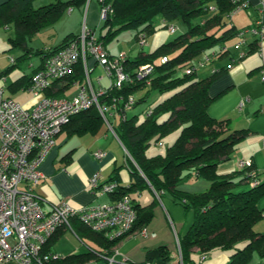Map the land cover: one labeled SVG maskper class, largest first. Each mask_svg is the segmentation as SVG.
Masks as SVG:
<instances>
[{"label": "trees", "instance_id": "16d2710c", "mask_svg": "<svg viewBox=\"0 0 264 264\" xmlns=\"http://www.w3.org/2000/svg\"><path fill=\"white\" fill-rule=\"evenodd\" d=\"M99 1L101 8L106 4L112 8L106 19L100 18L105 32L100 34V38L96 37L105 46L113 34L122 29L135 28L138 33L145 31L147 34L156 31L155 22L158 17L163 20V27H168L172 21L184 23L187 27L183 33L161 44L156 50L150 53L141 50L136 57H128L125 70L131 73L134 81L121 89L108 90L100 96V101L108 104L115 98L136 94L137 105L146 101L152 92L164 96L148 109L143 119H137L139 114L129 117L126 111L118 125L114 126L118 138L135 162L130 160L129 163L133 177L137 178V182H148L161 196L166 191L170 192L176 201L188 210H193L192 225L184 235H179L184 264L194 263V248H199L203 254L216 248L234 250L226 264H247L254 252L264 250V235L259 236L260 233L255 231V225L264 216L258 206L264 196V181L259 179L254 165L239 170L242 176L238 181L235 180L237 173L218 172L220 164L232 158L235 145L246 132H227L226 120L210 116L208 107L215 97L210 96L209 87L218 72L214 71L199 79L193 62L215 44L224 43L246 31H238L233 27L225 29L227 19H231L234 9L233 0ZM86 3L87 0H57L35 7L33 0H7L0 6V27L14 25L16 35L11 40L13 44L24 46L26 40H31L38 31L58 21L70 6ZM256 20L251 27L256 24ZM221 30L224 31L219 36ZM79 37L80 34H71L58 47L44 50L43 53L47 55L59 50ZM256 42L254 40L250 45ZM225 53L221 46L219 50L207 54L200 64L203 66L209 63L207 57H222ZM163 56L168 58L167 61H162ZM142 65H151L153 68L145 78L137 80L136 73ZM180 70L182 73H179ZM83 76L82 63L79 62L74 72L64 80L56 81L47 94L62 96L64 90ZM167 93L170 94L166 96ZM122 107L120 104V109L124 110ZM150 110L152 113L148 114ZM102 123V116L93 106L74 115L63 129L93 132ZM175 131L179 134L164 154L149 153L153 138L158 142ZM192 176L209 179L211 186L201 193L179 190L180 182ZM118 186L121 187L119 183ZM116 192L120 196L129 194L128 189L122 187ZM134 207L138 214L134 228L147 225L154 216L152 207L143 213L139 205L134 204ZM93 233L105 236L104 233ZM53 238L47 242L45 251H50L49 243ZM106 238L109 240L106 247H110L124 237L112 240ZM240 243L245 245L241 248ZM96 251L99 250L62 256L60 264H82L91 258H98ZM172 259L169 248L161 245L148 250L145 261L135 263L168 264L173 263Z\"/></svg>", "mask_w": 264, "mask_h": 264}, {"label": "crops", "instance_id": "0c3cea01", "mask_svg": "<svg viewBox=\"0 0 264 264\" xmlns=\"http://www.w3.org/2000/svg\"><path fill=\"white\" fill-rule=\"evenodd\" d=\"M6 1L0 0V6ZM35 1L33 0V6L39 7L57 0L39 5H35ZM249 1L250 5L244 9L246 11L240 10L232 13L231 19L229 18L230 27L238 31L245 29L247 32L244 35L238 34L233 37L238 40L231 38L222 43L224 44L222 48L226 53L222 57L215 56L210 60V62H215L211 64L212 67L202 78L211 75L214 71L218 72L209 87L210 96L215 97L208 107L210 116L218 120H226L227 132L235 130L246 132V135L235 145L232 158L221 163L218 172L221 174L237 173L235 180L238 181L242 176L238 173L239 170H242L240 161L250 159L253 161L259 179L264 181V8L260 5L259 0ZM86 4L88 5V2ZM85 5L70 6L68 9L70 13H74L77 8L81 14H84ZM90 6V4L87 6L85 14L86 27L97 38H100V34L105 30H102L97 6L93 8ZM256 18H260L263 22L261 28L263 33L258 35L249 31ZM74 19L79 22L80 26V13ZM83 20L84 18H82ZM44 28L38 31L31 40H26L24 46H18L11 40L16 35L15 26L9 24L0 27V30L4 29L8 33L7 35L0 32V87H3L4 96L13 98L29 108L36 102L30 91V79L42 64L45 56L44 50L54 49L63 43L69 35L79 33H77L78 26L69 25L63 30L62 42L58 43L60 39V34H58V36L54 35L52 43L44 40L42 46H37L34 44V39L48 33ZM95 28L99 29L98 35ZM254 40L257 42L250 45ZM8 51L10 56L5 54ZM245 52L247 54L242 56ZM88 64L91 68L90 80L94 89L99 91L107 88L110 85V79L105 75L103 68L92 59L88 61ZM98 67L101 68V72L93 78V73ZM82 70L83 78L75 80L68 89L64 90L62 96L72 97L73 95L70 96L68 93L73 87L79 90L81 85L86 84L87 75L83 64ZM106 80L107 82H105ZM65 82L67 83V81ZM243 99H247V101L240 108L239 104ZM103 104L110 105V103ZM134 108L135 106L130 110L132 111ZM124 113V110L118 106L113 109V114H108L112 127L118 125ZM175 132L178 136L179 132ZM177 136L172 143L175 142ZM96 151H104L105 156L102 159H97L94 155ZM127 158L125 146L104 119L98 129L93 132L88 130L73 132L67 128L62 130L57 137L55 148L40 166L44 177L36 187V191L45 198V208H51L53 204L60 201H65L75 207L106 204L114 201L120 196L117 192L103 193L100 188L93 189L90 186L91 177L99 171L101 173L100 185L108 181L119 183L123 189H128L133 202L139 205L142 213L152 207L154 216L147 225H137L129 235L111 244L110 247H106L109 241L106 234H104L106 237L97 235L75 219L71 227H62L56 232L49 243L50 251L66 256L74 253H86L92 249L106 250L109 254L114 255L116 260L127 257L133 262L140 263L146 260L148 250L166 245L173 258L171 262L176 263L178 252L174 253L171 250L174 240L170 230L171 220L174 221L176 230L180 227L177 233L182 236L192 225L194 212L176 201L170 192L166 191L161 196L148 182L145 184L137 182V178L133 177L131 172L130 164L126 163ZM192 180L191 183H182L183 181H181L178 189L189 193H201L207 191L211 186V181L201 176H192ZM120 188L118 187V189ZM258 206L264 214V196L259 200ZM143 229H146V234H143ZM70 231L82 241V245L79 246L75 240L65 238ZM255 231L260 233L259 236L264 235V216L255 225ZM241 244L239 247L242 248L245 243ZM67 251H69L67 254H62ZM233 251L216 248L203 254L199 248H194L192 252L193 264H226ZM121 253L127 256H122ZM91 260H98V258H91L88 262ZM98 261L104 263L102 259ZM86 263L85 261L82 264ZM247 264H264V250L254 252Z\"/></svg>", "mask_w": 264, "mask_h": 264}, {"label": "built area", "instance_id": "2783aa9c", "mask_svg": "<svg viewBox=\"0 0 264 264\" xmlns=\"http://www.w3.org/2000/svg\"><path fill=\"white\" fill-rule=\"evenodd\" d=\"M259 1L264 8V0ZM232 2V13L250 5L249 0ZM111 9L110 4L101 8V20L107 18ZM262 27V20L257 18L256 24L249 31L258 35L263 33ZM169 29L175 32L177 27L171 24ZM138 37L142 45L147 43L145 33L141 32ZM90 59L98 63L110 79L108 89H94L90 80ZM126 59L124 52L112 55L94 33L84 28L79 38L44 56L41 67L31 78L30 91L36 99L32 107H26L13 98L4 96L3 87H0V264H60L63 255L45 251V246L60 228L71 227L75 219L93 232L106 234L111 240L123 238L132 232L138 214L129 194H123L106 204L75 207L60 201L51 208H45V198L36 191L44 177L40 166L55 148L58 135L74 115L96 106L113 129L108 114H113V109L120 107V104L124 110L132 109L136 102L133 94L115 98L110 105H104L100 101V96L108 90L121 89L134 81L131 73L125 70ZM206 60H210V57ZM162 61H167V57L164 56ZM79 62L85 68L86 84L81 85L72 97L49 96L47 91L54 83L72 74ZM152 68L151 65L141 66L136 73L137 80L145 78ZM246 101L247 99H243L240 102V108ZM151 113L152 110L148 114ZM94 155L97 159H102L105 152L96 151ZM129 158L132 160V157ZM126 163L129 164V159ZM239 164L241 168H248L253 165V161L242 159ZM100 179L101 173L98 171L91 177L90 186L93 189L100 188L103 193L117 191V182L110 181L100 185ZM142 232L146 234V229ZM176 237L178 256L174 264H184L177 232ZM96 254L104 263L91 260L86 264H136L127 257L117 261L106 250L96 251Z\"/></svg>", "mask_w": 264, "mask_h": 264}, {"label": "rangeland", "instance_id": "374dc122", "mask_svg": "<svg viewBox=\"0 0 264 264\" xmlns=\"http://www.w3.org/2000/svg\"><path fill=\"white\" fill-rule=\"evenodd\" d=\"M50 1H55V0H44V1L43 0H36L35 5H39L41 3L46 4L47 2H50ZM87 2H88V5L89 4L91 5L90 6L91 8L97 6L98 18H100V11H101L100 1L99 0H88ZM88 5L86 4L84 7L85 8L84 14H81V12H79V10L77 8L75 9L74 13H70L69 9H67V11L64 13V15L62 16V18L59 21H57L55 24L49 25V26L44 28V30L47 31L49 34L47 33V34L42 35L40 37L37 36L34 39V44L37 46H42L44 44V42H42V41H44V40L52 43V41L54 39V35L58 36V34H60V39L58 40V43L62 42L61 38H63L62 36H64L63 30H65L66 26H69V25L70 26L71 25L78 26L77 33L79 32L78 34H81L83 32V29L85 28V26H87L85 14H86V9H87ZM241 11H246V10L243 9ZM78 13H80V16H81L80 26H79V22L74 19V17L76 15H78ZM82 18H84L83 21H82ZM98 18L96 17V19H98ZM161 24H162L161 18L158 17L156 22H155L156 31L149 33V34H147L145 31L144 32L140 31L138 33V29H135V28L122 29V30L116 32L115 34H113L111 39L109 41H107L106 47L112 52L111 53L112 55H118L121 52H124L127 55H130L131 58H133V57H136L141 50H144L145 52H148V53L156 50L158 48V46H160L161 44H163L165 42H168V41L174 39L178 34L183 33L187 28L184 23H181L178 21H172V22H170V24H174L177 27V29L175 32H171L169 27H163ZM230 26H231V21L229 19H227V25L225 26V29L230 28ZM95 30L97 31V35H98L99 29L95 28ZM224 30H221L219 32V36L222 35ZM1 31L4 34L6 33L8 35V33L4 29H1L0 32ZM141 32L148 35L146 37L147 43L145 45H141V42L138 41L136 38V33H138V35H137V37H138ZM233 39L238 40V38H233ZM221 46H224V44L217 43L214 46L207 49L206 52H204L203 54H201L200 56H198L194 59L193 62L197 66V69H198L197 78H202L204 76V74L210 70V67H212L211 64H213L215 62V61H212L210 63H206L205 65L201 66L200 61L204 60L206 54H210L212 52L219 50L221 48ZM5 54L7 56H10L9 51L6 52ZM100 72H101V68L98 67L96 69V71L93 73V78L97 74H99ZM179 73H182V70H180ZM105 82H107V80ZM77 89L78 88L73 87V89L68 93V95H70V96L74 95L77 91H79ZM144 91L145 90L140 92V94H142ZM171 93H172V91H171ZM169 94L170 93H167L165 95L167 96ZM162 98H163L162 95H160V94L158 95V93L152 92L146 101H142V102L138 103L132 111L131 110L128 111L127 115L130 117V116L134 115V113H137V114H139L137 119L141 120L145 117V115H147L148 109L152 105H154L158 100H160ZM174 133H171L170 135H168L166 137L164 136L161 139L164 144H161V145H159V143H157V141H155V139L153 138L151 145L149 146V153L150 154H155V153L164 154L167 151V149L173 145L172 142L174 141L175 137L177 136V132H174ZM192 181H193L192 177H189V178L184 179L182 183H188V182L191 183ZM171 222H172V227L170 226V230H171L172 235L174 237L173 244L171 245V250L174 253H177L178 252V245H177L176 232L180 229V227L178 230H176V227L174 225V221L171 220ZM149 232L151 233V231H149ZM65 238L70 239V240H75V243H77V245H79V246L82 245V241L75 234H73V232H71V231L68 233V236H66ZM241 245H243V243ZM68 252L69 251L62 253V254H67ZM121 254H122V256H127L124 253H121ZM120 260L121 259H118L117 261H120ZM86 262H88V261H86Z\"/></svg>", "mask_w": 264, "mask_h": 264}, {"label": "clouds", "instance_id": "9594fccd", "mask_svg": "<svg viewBox=\"0 0 264 264\" xmlns=\"http://www.w3.org/2000/svg\"><path fill=\"white\" fill-rule=\"evenodd\" d=\"M242 10H243V9H242ZM170 25H171V24H170ZM173 25H174V24H173ZM168 27H169V26H168ZM85 28L88 29L86 26H85ZM89 31H91V30H89ZM92 33H93V32H92ZM94 35H95V34H94ZM147 36H148V35H146V37H147ZM95 37H96V36H95ZM136 38H137L138 41H140V40H139V37H136ZM146 40H147V39H146ZM101 43H102V42H101ZM103 45H104V44H103ZM141 45H142V44H141ZM104 46H105V45H104ZM105 48L108 50V48H107L106 46H105ZM108 51H109V50H108ZM109 52H110V51H109ZM110 53H111V52H110ZM126 55H127V54H126ZM163 57H164V56H163ZM163 57H162V58H163ZM213 57H215V55H214ZM127 59H128V55H127ZM127 59H126V60H127ZM167 59H168V58H167ZM211 59H212V57H210V60H211ZM210 60H208V61H210ZM125 62H126V61H125ZM109 87H110V85H109L107 88H104V89H108ZM133 95H135V97H137L136 94H133ZM136 102H137V98H136ZM136 102H135L134 106L136 105ZM134 106H133V107H134ZM92 107H93V106H92ZM95 107H96V106H95ZM133 107H132V108H133ZM90 108H91V107H90ZM96 108H97V107H96ZM97 109H98V108H97ZM98 111H99V110H98ZM126 111H128V110H124L125 113H126ZM99 113H100V112H99ZM100 115H101V114H100ZM102 118H103V117H102ZM103 119H104V118H103ZM109 122H110V121H109ZM113 129H114V127H113ZM114 131H115V130H114ZM115 133H116V132H115ZM116 136H117V134H116ZM117 137H118V136H117ZM160 142H162V144H164L162 140L158 141L157 143H160ZM159 145H161V144H159ZM125 151H126V153L129 154V152L126 150V148H125ZM128 154H127V155H128ZM129 157H131L130 154L128 155V158H127V159H129V163H130L131 158H129ZM131 161H132V162L134 161L133 158H132ZM133 163H134V162H133ZM128 165H129V164H128ZM108 182H110V181H108ZM114 182H115V181H114ZM118 187H119V186H118ZM129 195H130V194H129ZM117 198H118V197H117ZM131 198H132V197H131ZM132 200H133V199H132ZM133 203H134V202H133ZM134 204H135V203H134ZM88 229H89V228H88ZM132 230H133V229H132ZM129 234H130V233H129ZM129 234H128V235H129ZM178 236H179V235H178ZM98 259L101 260L100 258H98Z\"/></svg>", "mask_w": 264, "mask_h": 264}]
</instances>
